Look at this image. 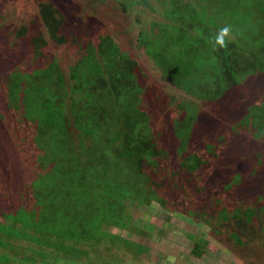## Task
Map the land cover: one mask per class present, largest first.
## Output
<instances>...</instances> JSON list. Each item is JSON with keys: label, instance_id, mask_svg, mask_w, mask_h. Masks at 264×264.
Instances as JSON below:
<instances>
[{"label": "rangeland", "instance_id": "1", "mask_svg": "<svg viewBox=\"0 0 264 264\" xmlns=\"http://www.w3.org/2000/svg\"><path fill=\"white\" fill-rule=\"evenodd\" d=\"M42 1H51L61 9L65 17L62 31L70 41L63 45L50 44L64 71L60 91L66 114L63 123L66 133L72 136L75 145L84 143L83 149H79L83 152V163L98 168L94 170L95 173L104 166L110 169L113 164L117 167L115 171L121 170L126 176L137 177V173L127 175L126 172V158L130 155L136 157L141 165L138 170L144 177L141 184L143 196L140 200L126 198L125 204L120 206L126 211L123 214L111 211V215H106L104 212H90L70 206L63 208L66 214L74 213L82 218L77 224L78 230L90 226L93 229L90 233H85L86 229L85 232L82 229L75 232L64 227H57L54 231L41 227L38 231L22 220H12L0 214V264H264V164L259 177L254 180L256 185L251 188L252 194H247L241 181L235 182L240 187L234 195L232 188L215 187L217 198L228 199L229 206L222 204V208H226L224 215L215 206L213 197L195 202L196 189L206 187L212 178L211 174L207 176L206 170H199L194 175L190 188L179 186L175 197L166 194L169 184L165 179L170 181L171 177L176 176L173 166L181 167L180 158L176 156L179 140L189 137L191 130L190 124L185 123L187 125L177 131L175 123L177 120L182 122L181 117L187 111L196 117L194 131L197 128L201 131L200 135L192 132L194 139L191 136V149L205 145L218 154L225 152V149L242 148L252 140L254 149H247L248 152L244 149V154L252 155L254 150L258 153L264 151V127L258 126V116L245 120L244 111L235 110L231 114L230 106L226 107L229 114L225 116L214 101L203 100L191 95L184 87L177 86L178 81L182 82L173 76V70L148 52L145 40L155 43L165 40L168 46L162 49L163 54L175 55L172 49L178 43L172 40L178 35L172 36V30L170 34H165L166 28L173 26L166 13L170 0H0L3 36L7 35L8 40H13V31L22 24L42 29L39 12ZM184 1L194 5L204 2ZM236 2L237 5H233L236 9L232 10V14L224 12V19L220 22L226 24L229 18L234 17L242 31L235 37L231 35L239 42L237 49L259 55L264 60V9H261L264 0ZM212 3L215 4L216 0H212ZM249 6H252V10L246 9ZM214 28L218 33L220 29L216 25ZM8 31H11L9 35ZM187 34L192 38L199 32L191 29ZM208 41L213 42V39L210 37ZM213 49L202 50V53L207 56L210 51L213 53ZM92 58L99 61L96 62L97 67ZM119 59L128 65L137 61V84L143 89L138 100L134 96L126 97L115 78L112 79L113 88L105 86L100 89L105 80L101 74H107L106 77L111 79V70ZM2 71L5 75L1 82H5L9 80V72ZM226 73L232 76V72ZM93 78L96 83L92 82ZM247 82L261 89L259 98L263 100L264 74ZM134 87L138 89L136 83ZM1 94V119L14 131L15 124H21L19 116H25L23 98L12 104L7 100L1 101L6 98L5 90ZM101 96L107 98V105L102 104ZM161 98L166 100L161 101ZM135 101L140 102V107L133 105ZM246 101L245 104L249 105L254 100L250 102L248 98ZM90 104H98V107L89 111ZM137 108L147 120L134 119ZM207 114L220 121L218 128L222 127L219 130L222 133L209 125L207 129L208 123L203 119ZM13 120L16 123H12ZM147 125L154 133L156 143L148 141L150 143L140 147L136 145L133 130L138 131L139 127ZM82 126L93 129L92 135L88 136ZM28 129H21L24 135ZM99 132L95 143L92 136ZM92 142L96 146L89 148ZM10 148L40 149L36 142L28 143L25 139L22 142L16 139ZM137 149H146L144 156L135 152ZM136 179L140 181L141 178ZM138 184L140 186V182ZM103 189L104 193L100 191L96 195L93 191V196L108 199L112 195L110 188L107 189L105 185ZM154 191H157L155 196ZM241 196H246L247 201ZM31 203L61 209L57 204L44 200L32 198ZM99 206L103 207L101 211L106 210L102 203ZM26 219L31 223L28 217ZM30 234L36 235V239L27 236ZM5 254L8 258L2 257ZM27 257L32 259L25 263Z\"/></svg>", "mask_w": 264, "mask_h": 264}, {"label": "trees", "instance_id": "2", "mask_svg": "<svg viewBox=\"0 0 264 264\" xmlns=\"http://www.w3.org/2000/svg\"><path fill=\"white\" fill-rule=\"evenodd\" d=\"M236 1L216 0V3L213 4L212 0H204V2L194 5L184 0H170L166 13L173 26L171 29L167 27L165 34H170L172 30L174 32L172 36L178 35L176 39L172 40V42L178 43V46H174L175 49H172L175 55L163 54L162 49L168 46V41L155 43V41L147 39L145 44L151 56L167 65L169 69L173 70V76L177 80H181L182 83L178 81L177 86L184 87L191 95L203 100L214 101V104L220 106L225 116L229 114L227 106H230L231 114L235 110L244 111L246 116L243 119L245 118V120L258 116L260 118L258 126L264 127V99L260 100L259 98L261 89L247 82L250 78L264 74V60L259 55L237 49L239 42L234 37L235 34L240 35L242 31L239 30L240 25L238 21L234 20V17L229 18L226 24L220 22L221 19H224V12L232 14V10L236 9L233 6L237 3ZM208 4L209 6H207ZM249 8L252 10V6L246 9ZM261 9L264 7L261 6ZM39 12L43 23L42 29H33L27 24H22L13 31L15 38L10 41L6 38L7 35L3 36L2 28H0V95L4 90L6 91V98L1 101L7 100L8 103L12 102L13 104L22 97L26 109L25 116H19L21 124H15L14 131L0 116V144L3 143L0 145V214H4L12 220H22L28 226L33 225L34 229H38V231L41 227H46L47 231L64 227L75 232H79L81 229L82 232H85L86 229L85 233H90L93 232L90 226L81 227L78 230L77 224L82 218L75 216L74 213L66 214L63 208L70 206L90 212H104L106 215H111V211H119L117 213L123 214L126 211L120 206L125 204L126 198L140 200L143 196L141 184L143 185L144 177L138 170L141 166L140 163H137V158L132 155L126 158L128 164L126 172L127 175L132 172L137 173V177L126 176L120 172L121 170L115 171L117 167H114L113 164L110 169L104 166L100 172L95 173L94 170H98V168L83 163L85 159H82L81 153L83 152L79 149H83L84 143L79 146L75 145L72 136L64 129L63 123L66 114L62 106L63 94L60 91V88H63L64 71L54 50L50 47L51 42L57 45L70 42L67 39L68 36L62 31L65 17L61 9L51 1L40 2ZM215 25L219 29L230 28V38L227 39L224 47L215 45L217 34L214 30ZM191 29H196L199 35L190 38L187 32ZM10 32L8 31V35ZM233 34L234 37L231 36ZM209 36L213 42L208 41ZM208 48L214 49L213 53L210 51L206 56L202 50ZM128 57L132 59L130 55ZM92 60L97 67L96 62L99 61L93 58ZM90 69L94 71L91 66ZM137 69V61L128 65L119 59L117 64L113 65L111 79L106 77L107 74H101L105 80L100 89L102 90L105 86L113 88L112 79L115 78L118 87L123 89L126 97L134 96L138 100L143 89L141 85L137 84ZM2 70L9 72V80L5 82H1L5 75ZM98 72L100 71L98 70ZM226 72H232V76L229 77ZM92 82L96 83L97 81L93 78ZM135 83L138 89L134 87ZM83 93L88 94V92ZM248 98L250 102L254 101L246 105L245 102ZM106 99V97H100L103 105L108 104ZM162 100H166V98H161ZM134 104L140 107L139 101H135ZM179 106H181L180 103ZM97 107L98 104H90L88 108L89 111H92L91 108ZM190 113L191 111H187L186 115L181 117L182 122L180 120L174 122L177 131L181 126H186L185 123L190 124L189 129L191 130L189 137L186 136L182 141L179 140L180 145L177 147L176 156L180 158L179 163L182 168L173 166L176 176L171 177L170 181L165 179L169 184L166 186V194L175 197V191L179 189V186L185 189L190 188L194 175L199 170H206L207 176L211 174L212 178L206 187L196 189L195 202L200 203L203 198L213 197L214 202L216 201L215 206L224 215L226 205L229 206L228 199L217 198L214 194L216 193L214 192L215 187L219 186L226 190L232 188L234 195L237 194L240 187L235 182L241 181L248 192L247 194H252L251 188L256 185L254 180L259 177V171L262 170L264 164V151L258 153L254 150L252 155L244 154V149L253 148L252 140L242 148L233 147L218 154L205 145L200 147L195 145L198 148L191 149L189 145L192 138L194 139L192 132L195 129L193 124H195L196 117H192L193 115ZM134 119L147 120L148 118L137 108ZM203 119L206 124L208 123L207 129L209 125L220 132L219 130L222 128H218L220 121L214 119L210 114H207ZM12 123H16V120H13ZM22 128H29L26 135L22 132ZM82 129L88 136L92 135L94 131L91 128L90 130L84 127ZM197 129L194 134L201 133ZM100 133L92 136L95 143H97L96 140ZM133 133L136 135L134 139L137 142L136 145H140V147L150 143L148 141L156 143V137L148 125L139 127L138 131L134 129ZM221 135L223 136V134ZM16 139L20 142L24 139L28 143L36 142L40 149H11L10 147ZM95 143L92 142L89 148H94ZM128 147L132 148V146ZM145 150L137 149L135 152L143 154ZM136 178L141 179L138 181ZM138 182H140V186ZM216 182L217 185H215ZM232 183L234 187L231 186ZM105 185L107 189L110 188L109 193L112 194L108 199L102 200L101 196H93V191H95L94 195L104 193ZM156 192H153V196ZM114 194L115 196H113ZM32 198L48 201L53 205L57 204L61 209L48 208L45 204H29ZM241 198L247 201L246 196H241ZM95 201L99 203L96 204ZM232 202L234 201L231 200V204H233ZM101 203L105 205L106 210L101 211L103 209V207L100 208L101 205L99 206ZM222 204L225 207L222 208ZM26 217L30 219L31 223ZM27 236L36 239V235ZM43 255L45 256L46 253ZM5 256L8 258L7 254L2 255V257ZM13 256L18 259L15 254ZM30 259L32 257H27L25 263Z\"/></svg>", "mask_w": 264, "mask_h": 264}, {"label": "clouds", "instance_id": "3", "mask_svg": "<svg viewBox=\"0 0 264 264\" xmlns=\"http://www.w3.org/2000/svg\"><path fill=\"white\" fill-rule=\"evenodd\" d=\"M230 38V28L223 27L215 36V45L224 47L226 45L227 39Z\"/></svg>", "mask_w": 264, "mask_h": 264}]
</instances>
